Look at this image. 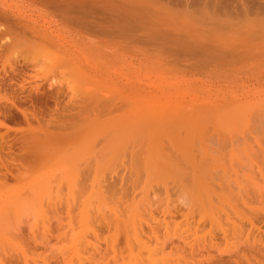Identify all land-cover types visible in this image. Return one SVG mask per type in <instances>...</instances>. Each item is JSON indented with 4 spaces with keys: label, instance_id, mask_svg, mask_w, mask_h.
<instances>
[{
    "label": "rangeland",
    "instance_id": "obj_1",
    "mask_svg": "<svg viewBox=\"0 0 264 264\" xmlns=\"http://www.w3.org/2000/svg\"><path fill=\"white\" fill-rule=\"evenodd\" d=\"M92 90L124 95L127 107L101 127L75 123L86 138L124 127L135 141L141 117L172 104L178 115L212 113L221 197L189 183L169 196L136 189L137 204L158 206L152 216L131 211L130 195L110 200L124 171L115 157L93 165L103 139L93 149L62 139L73 125L53 127ZM32 150L35 162L23 158ZM85 161L94 167L80 173ZM97 185L110 197L98 200ZM0 264H264V0H0Z\"/></svg>",
    "mask_w": 264,
    "mask_h": 264
},
{
    "label": "bare ground",
    "instance_id": "obj_2",
    "mask_svg": "<svg viewBox=\"0 0 264 264\" xmlns=\"http://www.w3.org/2000/svg\"><path fill=\"white\" fill-rule=\"evenodd\" d=\"M103 31H104V29H103ZM105 32L108 33L110 31H105ZM103 34L105 35L106 33H103ZM195 66H196V64H195ZM74 98H73L74 102L73 103L71 102L73 105V108H74V112H72V114L69 113L70 115H69L66 123H64V122L60 123V122L56 121L55 124L51 123V124H54V126L53 125H51V126L56 128L55 129L56 132L57 131L60 132L63 130V128L68 127L70 125H73V127L70 126L72 128L70 130L74 129V132L73 133H71L72 131H70V132L68 131V133L63 132V134L65 133L64 134L65 136L62 134V136H63L62 139H65V138L69 137L70 134H73L72 136L70 135V137H72L71 141H73V143H74V140H73V137H74L76 139L74 144H77V145L80 144L81 142H87V143H89L90 147L92 146L94 149V148H96L95 145L97 143L99 144L100 140L103 139V143L105 142L106 145L104 144L102 146L103 148L101 147V145H99V148L101 147L102 149L100 148L101 150L98 149L97 151H95L96 150L95 149L94 150L95 154L91 156L93 158V156L95 157L97 155L96 157H98V161H97L98 164L95 165V163H96L95 159H97L96 157L93 158L92 161H95V163H93L94 166H97V167H98V165L101 166V168L99 166L98 169L100 168L102 170V168L105 166L104 164L106 163V165H108L109 161H110L109 159H112L113 157H115L113 160H115L116 164L118 161H120V167H122V169L124 171L123 174H125V173L126 174L125 175L122 174V175H120V178L119 177H117V178H119L118 179V180H120L119 183L123 184V186H125V188H122V192H120L119 194H116L117 192H115V191H113L115 193V195L113 192H109V193H112L113 195L110 194L112 196V198L111 199L107 198V200L110 199L113 201L114 199H116L114 201L115 204H121L124 201V199L126 200V198H128V196L130 195L129 197H131V199L130 198L129 199L132 201L129 204H127L126 206L131 211L135 210V209L137 211V209H138V210H142V212H147L148 214H150L152 216L151 213L155 210L156 207L154 208V210H153V208H150V210H149V204H148L147 199H146L147 202H145V200L143 199L144 200L143 203L140 201V203L137 204L138 201L136 202L135 201L136 199L134 198L136 189L138 190V188H139V192L145 198V196L149 195V194L145 195L146 193H149V191H152L151 193H153V190H155V189H153V186L151 187V185H156L157 187L161 188L164 191V194H166V196H167L168 195L167 193L170 191L171 192L175 191L174 189L176 187L179 188L182 185L184 186L183 183H185V185L186 184L188 185V183H189L193 186L192 187L191 185H189L192 187L191 188L192 190H194V189L197 190L198 194H200V196H201V194L204 193L203 195H206L207 197H209L211 199V202L213 200L215 201V199H213V198H218V196H220L218 191L221 190V186L224 182L221 183V181H220L221 177H219L220 176L219 172H218V174H216L217 173L216 162H218L220 160V156L222 155L221 154L222 146L220 145V143H221L220 141L222 139V143H223V138L218 137L220 134L218 135V133H217L218 131L216 130V128H213V127L211 128V125H209V124L207 126H210V129L206 126V123H208V120L210 119V115L212 113H209V112L204 111V110H191V111H188L186 114L178 115L177 110H179V109H176V107L173 106V104L172 105L169 104L170 106L167 108L158 110V111L153 112L151 114L149 113L148 115L146 114L145 117L144 116L141 117L143 120H145V122L147 121L148 123H146V125L143 124L144 128L142 127L141 130L139 128V130L143 131V134H144V132H146L147 134L149 133L148 137H147V135L142 136L143 135L142 132H140L142 135H139V139H138V136H136V135L133 136V134H131V135L133 136L132 138H135V136H136V139L139 141H141V138L143 141L146 137L147 139H145L143 141V143H142V141L141 142L136 141V139H135V141H134V139H131V142H128L129 139L131 138V136H129L128 135L129 133H127V132H126V134L128 135V137H127V135H124L125 134L123 132L124 127H123V131H122V128H120V127H119V129H118V127H116V129H114V130L113 129L108 130L109 133L111 131V135L105 134L108 137L106 139H105L106 136L103 135L105 131L104 132L101 131L98 134L93 135L92 137L86 138L85 133H82V131L79 130L78 127H76L77 124H75V123L79 122L80 124L78 126L85 124L84 125L85 127L81 126L82 129H84L86 127H94V128L95 127H101V125H103V121L101 120L102 117H107L113 111L125 109L127 107V102L125 100L124 95H120L118 97L104 96V95H101L100 93L98 94V91H96V90L86 92L84 95L82 94L80 97L77 96ZM71 101H72V99H71ZM140 120L138 122H141ZM218 125H220V124H218ZM74 126L78 129H75ZM57 129H62V130L59 131ZM68 129H69V127H68ZM129 129L132 130V128H129ZM45 130H46V132H45ZM45 130H44L45 135H48V140L45 137L46 140L50 141L52 139L51 141H53V143H54L55 138L52 137V135L56 134L55 130H54V133H53V131H52V133H51V131L50 132L47 131V128ZM130 130H129V132L132 133V131L134 132L135 129H133L132 131H130ZM65 131H67V130H65ZM79 131H81V133ZM108 131H106V132H108ZM125 131H127V130L125 129ZM47 132H49V134ZM83 132H84V130H83ZM120 132H122L123 135ZM44 133H42V134L44 135ZM50 133L52 135H50ZM61 133L62 132H60V134ZM42 134H40V135H42ZM66 134H69V135H66ZM134 134H135V132H134ZM57 135L59 136V134H57ZM49 136H51V138ZM110 136H111V138H109ZM30 137L32 139L36 138L35 134L32 132L30 134ZM56 139H55V141H56L55 143L63 142L62 140H60V142H59ZM58 139H61V138H58ZM104 139H105V141H104ZM43 140L44 139H42V141ZM79 140H81V141L78 142ZM37 142H36V140H35V142L30 141V144H32V143L37 144ZM49 143H51V142H49ZM53 143H51V144H53ZM70 143H67V145H69ZM73 143H71L70 145H72ZM61 144H63V143H61ZM67 145H66V147H68ZM133 147L134 148L136 147V149L132 150ZM63 148H64V146H63ZM128 149H129V152L127 153V157L123 158L122 156L126 155L125 151H128ZM60 150L62 152V149H60ZM53 151H55L56 154L57 153L59 154V152H57L56 150H53ZM35 153H36V155H33V156H32V154L26 153V154H28V156L26 157V155H25L23 158H26V160H28L29 162L30 161L35 162L36 159L34 157L37 156V151L34 152V154ZM224 156H225V154H224ZM120 157H122V158H120ZM38 158L40 161L42 157L40 158L38 155ZM221 158L223 160H225L222 156H221ZM228 158H229V156H228ZM230 158H229V160H230ZM124 159H125V161H121ZM20 160L23 161V159H20ZM113 160H112V162H114ZM91 162L85 161L84 163H82L83 166L80 164L79 165L80 173L85 172L89 167L93 168L94 166L92 164H90ZM221 162L223 163V161H220L218 163H221ZM40 163H41V161H40ZM80 166H82V167H80ZM97 167H95V169ZM98 169H96V170H98ZM100 169H99V171H101ZM22 171H24V170H22ZM18 173H21V172H18ZM112 173H114V172H112ZM18 176H20V175H17V177ZM99 178L96 177L95 179L98 180ZM224 180H222V181H224ZM103 181H105V180H103ZM169 181L172 182V185H173V187H171L170 190L168 188V187H170V186H168L169 184L167 185V182H169ZM112 182L114 183L115 181L112 180ZM106 183H108V182H106ZM97 187L99 190L98 191L99 195H97V197L99 198V199L97 198L98 200L101 201V199L105 200L107 196L110 197L109 193L108 192L106 193V187L105 186L97 185ZM181 188H179V190ZM223 190L224 189L222 188L221 191L224 192ZM197 191H195V192L193 191V192L196 193ZM137 193H138V191H137ZM106 194H107V196H106ZM198 194L196 193L197 196H198ZM116 195H118V196H116ZM154 195L155 194L153 193V196ZM113 196H114V199H113ZM100 197H102V198L100 199ZM207 197H205L204 201H203V199H201L203 197H200V199L204 202V204L206 203L205 201H207V199H206ZM95 198H96V195H95ZM156 198L157 197L155 196V199ZM110 200H109V202H110ZM209 202H210V200H209ZM209 202L207 201V203H209ZM216 202H219V201L216 200ZM146 203L148 204V206ZM155 204L158 205L157 202ZM209 204L211 206V203H209ZM214 204H217V203H214ZM112 206H113V208H112V211H113L114 205H112ZM162 206H163V204H162ZM202 206H203V204H202ZM157 208H158V206H157ZM161 208H163V207H161ZM173 209H174L173 213L174 212L177 213L176 208H173ZM191 212L192 211H190V213ZM131 213H134V212H130V214ZM140 213H141V211H140ZM160 213L162 216L161 221H163L165 223V221H166L165 218L170 217V215L172 214V207L171 208L166 207L164 209H161ZM135 214H134V216H136V215L138 216V214H136V215ZM180 215H182V213ZM185 215H188V214L186 213ZM189 215H188V217H189ZM192 215H193V213H192ZM141 216H142V213H141ZM174 217H176V216H174ZM182 217H183V215H182ZM186 217L187 216H185L184 218H186ZM157 221H158V219H157ZM153 222H155L154 219H153ZM136 224H138V222ZM146 224H148V223H146ZM156 224H158V223H156ZM158 225H160V223ZM142 226H144V225H142ZM165 227L163 229H165ZM154 230H156V229H153V231L151 230L153 233L151 231H149V232H151V234L153 235L155 232ZM152 235H150V236L152 237ZM150 236H148V237H150ZM153 238H155L154 235H153ZM155 240L157 241V239H155Z\"/></svg>",
    "mask_w": 264,
    "mask_h": 264
}]
</instances>
